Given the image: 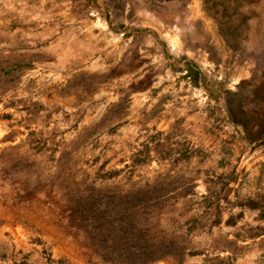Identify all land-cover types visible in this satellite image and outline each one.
<instances>
[{
	"label": "rangeland",
	"instance_id": "obj_1",
	"mask_svg": "<svg viewBox=\"0 0 264 264\" xmlns=\"http://www.w3.org/2000/svg\"><path fill=\"white\" fill-rule=\"evenodd\" d=\"M85 216L264 264V0H0V264H110Z\"/></svg>",
	"mask_w": 264,
	"mask_h": 264
},
{
	"label": "trees",
	"instance_id": "obj_2",
	"mask_svg": "<svg viewBox=\"0 0 264 264\" xmlns=\"http://www.w3.org/2000/svg\"><path fill=\"white\" fill-rule=\"evenodd\" d=\"M223 33L226 35V32L223 31ZM233 103L232 100L228 102V109L233 121L243 125L247 132L250 133V120L253 114L245 110L244 106H235ZM90 212L91 210L88 213ZM84 219L83 231L95 247V253L103 261L110 264H154L158 260L171 255L177 249L176 243L168 235L151 237L147 236L146 233H142L141 235L130 236L124 233L125 231L122 234L112 233L110 230L107 231V229L103 228V226L94 230L93 225H95L96 219L93 220L92 218L91 220L88 216H85ZM99 219L97 222L100 221ZM101 219H107V217ZM123 223L124 221L121 220V226ZM121 228L122 230H127L126 226H124V229L123 226ZM181 250L183 251V247L180 248Z\"/></svg>",
	"mask_w": 264,
	"mask_h": 264
}]
</instances>
